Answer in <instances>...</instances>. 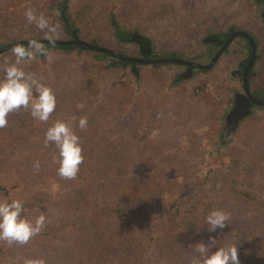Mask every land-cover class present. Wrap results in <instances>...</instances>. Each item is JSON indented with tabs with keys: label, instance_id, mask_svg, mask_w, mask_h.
Instances as JSON below:
<instances>
[{
	"label": "rangeland",
	"instance_id": "1",
	"mask_svg": "<svg viewBox=\"0 0 264 264\" xmlns=\"http://www.w3.org/2000/svg\"><path fill=\"white\" fill-rule=\"evenodd\" d=\"M3 1L8 2L4 4L5 6L20 9L25 5L44 6L49 0H26L25 3H23L24 0ZM97 1L69 0V17L76 35L71 36L65 31H60L61 35L58 40L68 41L77 36L81 40L115 50L119 54L123 52L124 56L140 57L133 41L118 40L113 27L105 30V25H102L104 21H99L98 18L103 5L106 4H115L117 8L115 7L114 12L121 16L122 13H119L118 7H122L126 2L105 0L101 5ZM146 1L148 4L145 3ZM87 2H90L89 7ZM131 6L133 9L130 10ZM79 8L87 10L83 15H77L76 11ZM263 10L264 0H132L122 19L120 17L119 19L122 30L127 33L137 31L141 36L148 38L153 47L152 58L154 55H158L154 58L190 60L194 58L198 64H209L212 60H210L211 53L217 49L214 44L204 42L208 36L214 35L215 32L221 35L230 27L248 31L254 36L259 54L263 57L258 60L256 75L253 76V86L257 91L261 89L260 92L264 93ZM26 26L31 25L26 24ZM0 27L5 28L6 26L0 25ZM101 29L103 32L99 34ZM29 33L34 34L28 31L14 42L33 38L42 39L30 37ZM37 33L44 35L41 31ZM245 44L244 39L238 36L211 68L206 70L197 68L190 77L183 76L186 68L179 62L141 64L134 62L128 65L124 74L120 66L112 65L111 62L114 63L112 56L97 59L96 55L74 48L67 65L64 64L65 67L62 68L67 69V73L62 76L60 82L50 80V84H56L60 86V89L65 90L63 93L62 91L57 92L59 99L63 98L66 104L75 110L55 109L48 122H38L32 118L29 111L20 109L19 116L27 122V126L20 130H13L10 134L12 136L22 133L30 134L32 128L34 130L32 134H40L45 132L57 119L72 120L79 117V121L81 117L86 116L88 132L97 134L98 138L105 140L90 146L91 149L87 154L96 167L102 169L112 167L109 172L120 177L122 174L120 168L125 167L127 157L134 156L136 175L143 176V179L154 184V191H151L153 195H145L147 203L142 204L143 209H146L145 219L136 229L140 239L138 246L144 247L148 251L145 255L152 259L144 264H158L157 259L154 258L155 252L169 254L165 252L169 241L174 249L175 255L171 259L175 264H190L194 252L189 244L201 239L207 242L210 234L206 226L200 229L199 234H197V229L203 224L207 211L216 208L212 205L211 199L214 187L208 184L200 188L201 183L205 184V181L201 180L206 175L217 178L218 187L223 189L221 195L226 199L225 201L222 198L220 204L230 207V220L229 226L223 231L218 230L211 235L217 239L219 245H225L229 243L231 235L236 234L241 240L237 243L241 264H264V226L259 222V218H263L264 221V160H261L262 162L257 165L256 169L237 174L234 165L232 166V154L227 155L240 150L244 155L249 156L253 148L258 149L264 145V106H255L235 124L234 128L226 120L236 91L242 89V78L238 70L242 69L240 63L244 60L248 50L246 46L243 47ZM9 50L0 53V57ZM48 50L54 56L51 64L44 56H39L21 66L26 72H34L37 75L47 71L59 72L62 69H59L61 66L57 65L58 58L62 56L61 54L66 56L70 50L63 52L52 47ZM87 58L100 63L96 67H81L82 63L78 66L75 60L79 59L84 62ZM91 63L94 62L91 61ZM105 63L106 67L112 66L100 70L99 68L104 67ZM43 80L49 85L45 77ZM117 80H121L120 84L116 82ZM76 90L79 91L75 92ZM79 94H82V97L77 100ZM163 101L168 105L176 104L177 111L173 114L182 116L185 112H189L188 119L193 118L195 121L206 116L208 113L206 109L210 108L209 112L213 116V121L208 129H205V133L197 126L193 134L194 141L192 137L184 133L181 139L183 144L166 143L168 140L162 137L170 139V134H165L163 127L159 125L161 119L159 111L156 110L165 106ZM179 101L182 104L178 103ZM95 112L98 114L96 115ZM76 124L73 122L78 133ZM180 130L186 131L184 127H180ZM217 130H221L224 135L218 134ZM146 135L148 138L154 135L158 147L147 145L144 140ZM157 135L159 137H156ZM32 138L35 139L36 136L33 135ZM205 141L211 151L204 154L203 158L198 156L185 159L182 157L181 152L185 151L184 146L188 151H194L189 147H197L194 148L195 150L201 149L200 146H203ZM217 149L220 150L216 152ZM54 150L57 152L56 148ZM213 151L214 155L211 154ZM174 181L179 184L192 182L195 185L198 183L196 192L199 194V202L196 206H193L195 203H188L182 208H174V210L170 208L169 202H176L180 196L181 187L172 184ZM121 184L124 187L127 186L128 189L133 183L128 176ZM237 197L243 198V203L233 202V198ZM0 199L8 198L0 192ZM84 201L88 209H94L97 205L106 206L107 201H111V206L107 211H111L113 207H124L115 193L91 194ZM68 207L69 205L61 206L54 201H43L26 206L25 214L30 218H35L40 214L46 216V226L40 233H45L52 242L55 241L58 250L67 247L64 252L61 251L63 255H59L62 256L61 259L67 252L69 259L78 257L83 259L85 264H94V241L98 238L117 240L121 234L109 233L106 238L105 234L100 233L108 229L117 232L121 223L117 222L111 228L104 223L97 224L91 229L83 216L79 217V221L75 220L80 212H70ZM132 222H135V219ZM73 224L80 227L82 233L90 230L92 235L83 239V234H81L82 240L79 241V245H74L70 239L72 237L62 235L66 228H72ZM153 239L158 242L157 246V242L154 244ZM87 243L90 245L85 246ZM76 264H79L78 260Z\"/></svg>",
	"mask_w": 264,
	"mask_h": 264
},
{
	"label": "trees",
	"instance_id": "2",
	"mask_svg": "<svg viewBox=\"0 0 264 264\" xmlns=\"http://www.w3.org/2000/svg\"><path fill=\"white\" fill-rule=\"evenodd\" d=\"M104 1L105 0H98L97 2H100V4L103 5ZM124 1L126 2V4L120 8L118 7L119 13H122L121 16H118V14L114 12L116 7L114 6L115 4H106L103 5V9L100 14H98V18L99 21H104L102 25H105V30L111 29L113 27L118 40L125 39V41H128L127 39L130 38L131 35L122 30L119 17L122 19V16L129 8V4L132 0ZM25 2L26 0L23 1V3ZM90 2H87L88 7L90 6ZM6 3L8 2L0 0V25L4 27L6 26L5 28L0 27V48H2L6 44H9L10 42L19 40V36L28 33V31L34 33H29L30 37H38L43 39V35L37 33L40 32V30H38L34 25L26 26V21H23V12L25 8L29 6L25 5L20 9H17L16 7L11 8L5 6L4 4ZM145 3L148 4V1H146ZM32 8L37 9L38 12L45 13V15L48 16L53 23H58L61 32L65 31L71 34V36L76 35L73 30L74 26L69 17V0H49L44 6H32ZM131 9H133L132 6L130 7V10ZM86 10L87 9L85 8L82 10L79 8V10L76 11V14L83 15ZM9 32L11 34H9ZM102 32L103 30L101 29L99 34H101ZM75 38L76 37H74V39ZM96 43L98 44V42ZM43 44L46 49L52 47L63 52L70 50V52L67 53L66 56L65 54H61L62 56L58 58L57 65L61 66L59 67V69L65 67L64 64L67 65V62L70 59V55H72L71 51L74 48L86 52L87 54L96 55L97 59H106L107 56H112L114 59V63L111 62L112 65L116 67L120 66L121 69L124 70H122L124 74L128 65L134 63L133 61L122 59L114 54L91 49L78 43ZM25 46H27V44ZM120 53L122 54L123 52ZM124 54L125 53H123V55ZM154 57H158V55H154ZM6 59L9 62H13L15 59L11 55L10 50L8 52H5L3 56L0 57V67L3 66ZM75 60L78 62V66L82 63L81 67H96L100 63H95L94 59L89 58L85 59L84 62L80 61L79 59ZM91 61H93L94 63H91ZM59 62H62L63 64H60ZM106 66L107 64L104 65V67H100L99 69L103 70L104 68L110 67ZM131 72L134 73V71ZM65 73H67V69L64 68L56 73H53V71L52 73L47 71L39 74L38 76L42 78L43 83H45V81L43 80V77H45L46 82L56 93L57 110L69 108L70 111H74L75 109L70 105H67L66 101L63 98L59 99L60 97L58 96L59 94L57 92L62 91L61 93H63L65 90L60 89V86L58 87V85L56 84H50V80H57L60 82L63 78L62 76H64ZM0 75H2V72H0ZM120 81L121 80H117L116 82L119 83ZM78 84L80 85L81 83ZM78 91L79 90H76L75 92ZM79 95L80 96L77 97V100L82 97V94ZM178 103H180V101ZM164 105V107H160L156 110L157 112L159 111L160 114L161 121L159 125L163 127V131L165 134H170V139L165 138L163 134L162 139L168 140L166 141V143L172 145H176L177 143L183 144L181 139L184 133L192 137L191 139L194 141L195 136L193 134L197 126L200 127V131H204L205 133V129H208V126H210L213 121V116L211 115V112H209L211 111L210 108L206 109V111H208L206 116H203L202 118L200 117L201 119L195 121L193 120V118L188 119L190 115L189 112H185L182 116L173 114L177 111L176 104L173 103V105H168L164 103ZM161 110L162 112H160ZM18 112L19 111L9 113L7 117V125L3 128H0V192L8 199L18 198L23 200L25 202V206H31L34 203H40L43 201H54L61 206L69 205L68 210L70 212H80L76 216L75 220L79 221V217L83 216L84 220L88 221L89 227L91 229L93 228V226L103 223L106 224L108 228H111L115 223L120 222V228H118L117 232L110 231V229H108L107 231L105 230L104 232L100 233L105 234L106 238L108 237L109 233L114 235L121 234L120 238L115 241H112L109 238H98L94 241V244L91 243L94 247V264L149 263L152 259L145 255L148 253V251L144 247L140 248V246H138V242L140 241V239L138 237L139 232L136 229L137 226L140 225V223L145 219L144 215L146 214V209H143L144 207L142 206V204L144 202L147 203V198H144L145 195H153L151 194V191H154V184L149 183L148 180L143 179V176L138 177L136 175V173L134 172L135 157L132 155L128 156L126 159L127 161L125 160V167L122 166L120 168L122 171L120 177H118V175L114 176L109 172L112 170V167H104L105 169L96 167V164L91 160V158L89 156L87 157V154L91 149L90 146L96 145L98 141L105 140L100 137L98 138L97 134L89 133L87 129L85 131H80L77 128L79 130L78 134L81 136V143L83 145L84 160L80 165V170L75 179H64L57 174V168L59 167V164L57 161L53 160V156L57 154V152L54 150L55 146H44V136L46 131L40 134H32L34 131L32 128V132L30 134L22 133L18 136H12L10 134V132L13 130H20L21 128L27 126V122L19 116ZM120 112L122 113V111ZM95 114L97 115L98 112H95ZM78 118L79 117L72 120L67 119V121H70L72 123L76 122L78 124ZM180 127H184L186 131H179ZM217 133L222 136L224 135L223 132L221 133V130H217ZM33 135L36 136L35 139L32 138ZM156 137H159V135H157ZM145 138L146 139L144 140L147 145H151V147L154 148L158 147V143L156 142L154 135L149 136V138L146 135ZM202 145L203 146H200L201 149L196 150L194 148L197 147H189L194 151H188L184 146L185 151L181 152L182 157L185 159H190L191 157L196 158L198 156L200 158H203L204 154L209 153L211 150H209L210 148H208L209 146L207 144V141H205ZM218 150L220 149H217L216 152ZM211 154L214 155V151L211 152ZM220 154L222 155V152ZM230 154H232L233 157V161L231 160L232 166L234 165V169L237 170V174H239L243 171L256 169L257 165L262 162L261 160H264V145L258 149L257 147L253 148L249 156L244 155L240 150H237L234 154L228 153L227 155ZM36 161L40 162L39 169L34 168V162ZM128 176L132 180L133 184H131L127 189V186L124 187L121 182L125 181ZM201 181H205V184L201 183L200 188L203 185H205L206 187L208 184L214 187V190L211 194L212 205L216 208H221L229 213L230 207H228L226 204H220L222 198L224 197L223 195H221L223 189H220V186L218 187L217 178L214 179L211 175H206L202 177ZM172 184H177L181 188L179 193L180 196L178 197L176 202H169L170 208H173V210L174 208H182L186 206L185 204L188 203H195L193 204V206H196V203L199 202V194L196 192L198 183H196L195 185L192 182L179 184L174 181L172 182ZM101 192H108L112 194L115 193L119 197L120 203L122 202L124 204V207H113L111 211H107L108 207L110 208L111 206V201H107L106 203H108V205L106 206L97 205L94 207V209H88L85 205L84 200L91 194H98ZM248 197L250 198V196ZM233 202L241 204L243 203V198H233ZM107 219H109V221H107ZM134 219L135 222H132ZM259 222L264 226L263 218H259ZM81 231L82 229L80 227L76 226V224H73L72 228H66L65 232L62 235L72 237L73 239H70L73 241V244L79 245V241L82 240L81 234H83V239H86L90 235H92L90 230H88V232L86 233H82ZM240 241L241 240L238 239V236L236 234L231 235L229 239V243L237 244L238 242L240 243ZM105 242L107 243V247ZM156 242L157 241L153 239V243L155 244ZM88 243L85 246L90 245ZM6 244L7 243L5 242L0 243V264H24V261L26 259H44L46 261V264H76L78 260L79 264H85L84 260L78 257H71V259H69L67 252L66 254L64 253L63 259H61L60 257L62 256L59 255H63L64 249L67 247L61 248L62 250H58L55 241L52 242L51 238L47 237L45 233H39L24 245ZM62 245L63 244H61V247H63ZM157 245L158 242L156 246ZM7 248L9 249L8 252ZM165 252H168L169 254H160L155 252L154 258L157 259L158 264H175V262L171 259L175 255L174 249L171 247V241H169ZM189 253H191V251Z\"/></svg>",
	"mask_w": 264,
	"mask_h": 264
},
{
	"label": "clouds",
	"instance_id": "3",
	"mask_svg": "<svg viewBox=\"0 0 264 264\" xmlns=\"http://www.w3.org/2000/svg\"><path fill=\"white\" fill-rule=\"evenodd\" d=\"M27 25H34L43 32V39L55 43L60 38V26L53 23L43 12L26 7L23 12ZM15 58L13 62L7 59L0 67V128L7 125L9 113L25 109L35 121L48 122L51 114L57 107V97L51 86L43 83L42 78L34 72H26L21 66L44 56L49 64L54 60L53 54L45 48L38 39H29L27 46L16 44L10 49ZM80 131L88 127L86 116L81 117L75 125ZM54 145L58 150L53 156L59 167L57 174L68 180L75 179L80 165L84 160L81 136L75 130L73 123L57 119L46 130L44 146ZM34 168H40V162H34ZM25 202L18 198L0 199V242L8 245H24L31 238L37 236L46 226V216L40 214L30 218ZM230 213L220 208H211L204 217L203 224L197 229L206 226L207 242L201 239L189 244L193 247L194 255L190 264H241L239 245L227 243L219 245L217 239L211 235L218 230L223 231L229 226ZM214 249V250H213ZM24 264H46L44 259H26Z\"/></svg>",
	"mask_w": 264,
	"mask_h": 264
},
{
	"label": "flooded vegetation",
	"instance_id": "4",
	"mask_svg": "<svg viewBox=\"0 0 264 264\" xmlns=\"http://www.w3.org/2000/svg\"><path fill=\"white\" fill-rule=\"evenodd\" d=\"M262 16L264 18V10L262 12ZM241 31L248 33L254 39V36L252 34H250L248 31H246V30L244 31L242 29H235L233 27H230L228 29V31H225L221 35H217L219 33H216L215 32L214 35H210L206 39H204V42H209V43L214 44L215 46H217V49L215 50V52L214 53H211L210 60L215 56V54L221 48H223L225 42L226 41H229V43L226 45V47L224 48V50L220 53L219 57L221 56L222 53L226 52V50L228 49V47L230 46V44L238 36L241 37L242 39H244V41H245L246 44L243 47L246 46V48L248 49V50L246 49L247 51H246L244 60H242V62L240 63V66H242V69L241 70H238V74L242 78V89H241V91H236V94L233 97V102H232L231 107H230L231 109H229V111L227 113V116H226V120L229 123V125H232V128H234L235 127V124H236V122H235L236 114L235 115L234 114L232 115L234 117H233V119L231 121H229L228 117L230 116V114L232 113V111L234 110V108L236 107L237 103L240 102V101H241L240 103L243 102L242 96L248 97L247 96V92H246V87H245V84H244L245 72H246V78L248 80L249 91L251 92V94L253 95L254 98H256L259 101H264V93L260 92L261 89L259 91H257L255 89V87L253 86V76L256 75L255 70L257 69V66H258V60L260 58H263V57H261V55L259 54L258 46H257L255 40H254V42H255V46H256V51H255V55H254L253 49H252V46H251V42H250V38L248 36L244 35V34L238 33V32H241ZM128 33H129V35H131V37L128 38L127 40L128 41H133L134 44H136L137 52L140 55V57L138 56L136 58L144 59V60L145 59H160V58H154V57L152 58V55H153L152 48L153 47L151 46V43L148 40V38H146L144 36H141V34H139L137 31H135V32H128ZM207 55H208V53H207ZM209 55H210V53H209ZM219 57H218V59H219ZM218 59H217L216 62H218ZM183 60L189 61V62L193 63V64L182 63L184 65V67L186 68L184 70V73H183L184 74L183 75L184 77H190V76H192L194 70L197 69V68H201L202 70H206V68H202V67L197 66L196 64H198V61H196V59H194V58L191 59V60L190 59H183ZM136 63H140L141 64V63H147V62H136ZM179 63H181V62H179ZM249 102H251V100ZM255 106L261 107V106H264V104H258V103H255V102H251L248 105L249 110L252 111Z\"/></svg>",
	"mask_w": 264,
	"mask_h": 264
},
{
	"label": "water",
	"instance_id": "5",
	"mask_svg": "<svg viewBox=\"0 0 264 264\" xmlns=\"http://www.w3.org/2000/svg\"><path fill=\"white\" fill-rule=\"evenodd\" d=\"M240 34H244L246 36H248L250 38V42H251V46H252V49H253V53L255 55V51H256V46H255V42H254V39L251 37V35H249L248 33L246 32H238ZM40 40L42 43H50L48 40H45V39H38ZM28 43V40H20V41H17V42H14L12 44H9V45H6L5 47L1 48L0 49V53L8 50V49H11L14 45L16 44H27ZM69 43H78V44H81L85 47H88V48H91V49H95V50H99V51H104V52H108V53H111V54H114L122 59H126V60H130V61H133V62H147V63H158V62H181V63H189V64H193L189 61H185L183 59H179V58H160V59H139V58H136V57H131V56H124L122 54H119L117 53L115 50H112V49H109V48H105V47H101V46H98L94 43H91V42H88V41H84V40H81L79 38H76L73 39V40H68V41H63V40H56L55 43H50V44H69ZM229 43V41H226L223 48H221L216 54L215 56L212 58L211 62L209 64H196L197 66L199 67H202V68H211L217 61L220 53L224 50V48L226 47V45ZM244 84H245V87H246V92H247V96H242L243 98V102L240 103L238 102L236 107L234 108V110L232 111V113L230 114V116L228 117L229 121H231L233 119L234 116H232L233 114L235 115L236 114V119H235V122L238 123L239 120H241L242 118H244L248 113H249V107L248 105L251 103V102H255V103H258V104H264V101H259L257 100L256 98L253 97V95L251 94V92L249 91V85H248V80L246 78V72H245V80H244ZM251 100V102H249Z\"/></svg>",
	"mask_w": 264,
	"mask_h": 264
}]
</instances>
